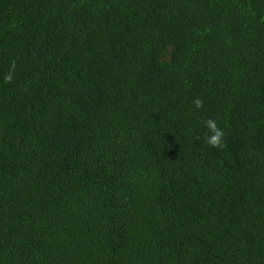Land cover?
<instances>
[{
    "label": "trees",
    "instance_id": "obj_1",
    "mask_svg": "<svg viewBox=\"0 0 264 264\" xmlns=\"http://www.w3.org/2000/svg\"><path fill=\"white\" fill-rule=\"evenodd\" d=\"M0 264H264V0H0Z\"/></svg>",
    "mask_w": 264,
    "mask_h": 264
},
{
    "label": "clouds",
    "instance_id": "obj_2",
    "mask_svg": "<svg viewBox=\"0 0 264 264\" xmlns=\"http://www.w3.org/2000/svg\"><path fill=\"white\" fill-rule=\"evenodd\" d=\"M17 64L15 60H12L8 70L3 74V82L5 84H10L16 78ZM193 105L196 109H201L204 107V101L201 98H196L193 100ZM203 126L207 129L205 134V140L208 145L215 147L217 149H224L226 147V132L219 125L216 119L209 118L203 121Z\"/></svg>",
    "mask_w": 264,
    "mask_h": 264
}]
</instances>
